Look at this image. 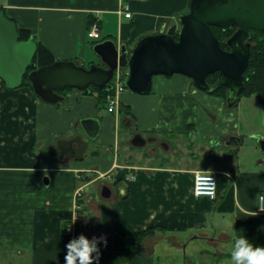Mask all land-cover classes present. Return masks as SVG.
I'll list each match as a JSON object with an SVG mask.
<instances>
[{"label": "crops", "instance_id": "0c3cea01", "mask_svg": "<svg viewBox=\"0 0 264 264\" xmlns=\"http://www.w3.org/2000/svg\"><path fill=\"white\" fill-rule=\"evenodd\" d=\"M188 3L3 0L2 9L19 29L27 30L37 43L47 47L56 61L69 60L89 67L87 62L94 63L95 57L101 64L93 50L95 43L87 37L91 19L99 23L103 40H114L132 50L146 36L163 30L169 34L170 25L181 13L188 12ZM125 5L130 7L131 18L122 12ZM107 26L111 28L109 33ZM180 27L176 23L173 30ZM162 81L164 86L156 93L157 105L147 111L149 120L135 110L134 96L120 93L117 100L122 106H132L139 123L135 131L172 138L170 148L156 154L162 155L159 159L163 162H153L155 155L146 147V159L137 163L132 156L134 150L145 147L130 143L132 155L125 159L124 168H118L125 152L117 150L121 118L109 112L100 115L96 96H82L83 92L76 90L63 95V104L50 105L31 88L9 90L0 80V264H64L67 242L81 234L90 240L106 237L107 246L100 244L99 264H234L231 252L235 236L243 235L254 246H264V215L257 211L258 196L264 193V156L259 143L254 138L252 168L244 167L242 159L234 156H239L244 139L231 124H226L228 130H220L218 119L208 110V121L214 127L203 124L201 133L208 144L198 142L194 95L199 89L189 85L191 80L184 76ZM207 95L202 96L210 98ZM153 96L142 102L150 106ZM209 103L218 108V104ZM153 114L156 119L152 123ZM85 117L98 118L102 123L100 137L89 142L87 151L101 148L106 155L94 156L92 152L83 160L63 164L65 157L56 153L57 143L77 136L86 139L79 124ZM233 137L240 143L227 144ZM217 140L220 145L213 146ZM198 150L209 158L208 162L190 165L187 160ZM53 156H62L61 163ZM202 172L217 177L215 199L194 194L195 175ZM104 176L120 180L116 186L100 184V197L104 186L111 190L109 206L84 191ZM78 195H82V210H78ZM150 229L154 230L152 235L143 236ZM165 243L172 251L161 249ZM190 248L191 255L182 254Z\"/></svg>", "mask_w": 264, "mask_h": 264}, {"label": "water", "instance_id": "95a60500", "mask_svg": "<svg viewBox=\"0 0 264 264\" xmlns=\"http://www.w3.org/2000/svg\"><path fill=\"white\" fill-rule=\"evenodd\" d=\"M178 21L181 27L177 39L163 30L142 38L132 50L110 39L96 43L93 50L101 64L85 67L74 61L58 60L35 68L33 61L38 43L33 36L21 40L16 22L0 8V80L7 89L16 90L27 76L38 98L57 105L65 100L61 94L64 91L78 90L89 95L91 88L112 90V80L122 70H127V77L121 74L119 78H127V88L141 96L152 92L154 76L180 74L192 79L201 91L212 92L221 86L227 87L228 108H233L245 88L244 73L249 67L252 47L249 42L251 31H264V0H191L189 11L180 14ZM234 26L237 30L227 40L230 50H225L212 27L229 30ZM30 68L33 70L29 71ZM215 73L219 74L218 82L211 85L207 78ZM119 113L122 114V109ZM79 124L86 139L77 136L57 143L56 153L65 157L63 164L72 159L83 160L89 142H95L102 132L98 118L85 117ZM127 129V125L120 127L121 131ZM257 142L264 156V139ZM145 143L141 135L132 141L136 147ZM215 143L219 141L213 142V146ZM231 143L239 144L240 139L233 137L227 142ZM111 194L110 188L104 186L102 197L109 199Z\"/></svg>", "mask_w": 264, "mask_h": 264}, {"label": "rangeland", "instance_id": "374dc122", "mask_svg": "<svg viewBox=\"0 0 264 264\" xmlns=\"http://www.w3.org/2000/svg\"><path fill=\"white\" fill-rule=\"evenodd\" d=\"M189 4H190V0H189V3L187 5V7H186V10H188V11H189ZM178 22L179 21H174L170 25L169 32L172 29H174V26H175L176 23L179 26ZM105 30L108 33L111 32L110 26H107L105 28ZM102 37H104V34H102ZM223 40L227 41V39H223ZM88 41L91 42L92 40L88 38ZM95 59H96L95 62L94 63L91 62V64H97V62H98L97 61L98 60L97 57H95ZM88 63H90V62H87V64H86L87 66L91 65V64H88ZM122 73H127V72L126 71H122ZM173 76L183 77V75H180V74H174L172 76H164V75L154 76V78H153V92H151L149 95H145V96L137 95V94H134L132 91H130L127 88L124 91H122V92L119 91V92L120 93L127 92V94L131 95V98H132V96H134L133 100H132V104L136 107L135 110L139 113V115H144L143 117H145V120H149L148 119L149 116H148L147 111L150 109V107H152L154 105H157V103H156V101H157L156 93H158L160 87L164 86L163 85V81H162L163 78H169V77H173ZM184 77L188 79V77H186V76H184ZM126 80H127V78L124 80L125 83H126ZM112 83L113 84L115 83V79L112 80ZM189 85H192V83L190 82ZM194 88H196V87L194 86ZM73 91H76V90H69L68 92H73ZM77 92H81V91L77 90ZM224 92L226 94L227 93V89ZM81 94H83L82 96H92L90 94L89 95H86L84 93H81ZM153 94H154V96L150 98V102H151L150 106H148L149 102L145 103V100H144V102H142L143 98L149 97V96H151ZM203 94H205V95L208 94L207 96H210V98L209 97H203L202 96ZM194 96H196L195 100H196V103L198 105V107L196 108V115H197L196 116L197 141L201 142V143L205 142V143L208 144V140H206L204 135L201 133V130L203 128V124H204L205 127H207L208 126L207 124L209 123L208 118L210 117V115L207 112V110H208V111H210L211 115L213 114L214 119L215 118L218 119L217 123H218V128L220 130H224V129L228 130V128H230V126H231L232 130L235 133H237L238 135H240V137H242V139H244V144L242 145V148L240 149V152L238 153L239 156L236 157L237 154L234 155V156H235V158H241L242 159L241 162L243 163L244 167L247 166L248 168L249 167L252 168V162H253L254 155L256 156V153L253 151L254 150V146L256 145V141L254 139V135L253 134L254 133L264 134V107L262 105V102H261V99L259 98V96L256 95V94H253V95H244V94H242L240 101L233 108H228L227 97L225 99L224 96H216V95H212V94L208 93L207 91H199V90L197 91L196 95H194ZM117 99L119 100V97ZM130 99H129V101H131ZM107 100H108V98H107ZM209 102H213L214 105L218 104V106H217L218 108L215 109L216 107H213L212 105H210ZM63 103H64V101L60 102L59 104H63ZM97 107L99 109L98 111L100 112V115H107L108 114L107 103H102V102L97 101ZM182 107H183V103H180V108H182ZM154 116H155L154 114L150 115V117H152V118ZM152 118H150V121H152V123H153L156 118H153V119ZM225 118L227 119L226 120L227 122L223 123L221 120H223ZM210 123H209V126L210 127H214ZM226 124L227 125L231 124V125L227 126ZM120 133H121V135L118 136L117 150L118 151L121 150L122 153L124 151L125 152H124V156H123L124 158L122 159V162L119 164L120 167L118 166V168H121V167L124 168L125 159L127 158V156L129 157V155L134 150L133 147L130 149V145H131L130 144V138H131V136L133 134V130H129L128 132L122 130ZM159 137L163 138L160 135H159ZM166 138L169 139L171 137L170 136H166ZM169 142L171 143L172 141H169ZM177 143H178V141H177ZM182 144H183V142H179V145H182ZM209 146L211 148H213L211 143H210ZM235 148H237V147H235ZM145 150H146V147L141 149V151L134 150L135 153H136L135 155L131 154L133 156V158H135L137 163L141 164L146 159V158L143 157V155L146 153ZM121 151H120V153H121ZM92 152L94 153V156H97V155H100V156L103 155L104 156V155H106L105 149L99 148L98 150H96V149H93V147H92L89 151H87L85 156L88 157L89 154H91ZM159 152H161V150ZM108 155L113 156V153H110ZM160 156H162V155H159V156L155 155L154 158H156L157 160L155 159L153 162H156V163H160L161 162L162 163L163 161L159 159ZM60 158H62V156L61 157H54V159L57 160L58 164L61 163L59 161ZM190 158H191V160H187L186 159L187 162L190 165L193 164L195 166H198L199 164L202 165V163L208 162V159H209L207 156H205V154L203 155V153L200 150H198L197 152H194L193 155L190 156ZM156 163H154V164H156ZM91 174H93V176L96 175V173H92V172H91ZM130 177H132V174L129 176V179H131ZM100 179L103 180V181L100 180L99 182H96V183H94V184H92L90 186L88 185L84 189V191L86 192L87 195H91V196L94 195L96 197L97 201H99L100 203H102L104 205L107 204L109 206V204L111 202L108 201V199L104 200V199H102V197H100V194H101V189L99 188L100 184H113L114 186H116L117 183L119 184L120 180L117 181L116 179H114V177H113V179H110L107 176L101 177ZM81 194L83 195V192ZM82 195H78V197H77V205H80V202H82L81 201L82 200ZM201 246L204 247L203 245H201ZM165 247L167 248L166 251L172 249V248L169 247V245L167 246L166 243L161 246V249H164ZM191 251H193L191 248L190 249H186V250L182 251V254L184 255L185 253H187V255L189 256V255H191Z\"/></svg>", "mask_w": 264, "mask_h": 264}, {"label": "trees", "instance_id": "16d2710c", "mask_svg": "<svg viewBox=\"0 0 264 264\" xmlns=\"http://www.w3.org/2000/svg\"><path fill=\"white\" fill-rule=\"evenodd\" d=\"M191 2V0H190ZM190 5V4H189ZM95 23L93 19L90 20V27L91 25ZM89 27V29H90ZM214 34L220 41L223 49L230 50L229 46L227 45V41H224L223 39H229L231 38L234 33L237 30V26H234L233 28L229 30H223L219 27H212ZM21 40H27L32 35L27 30L19 29ZM178 32L179 30H171L169 32L170 35H172L175 39L178 38ZM249 42L252 44L251 52H250V62L249 67L247 71L244 73V84L245 88L242 94L244 95H253L256 94L261 99L262 105L264 107V31H251V38ZM36 64L35 68L50 65L54 62H56V59L54 58L51 51L45 47L43 44L38 42V51L33 61ZM33 70V68H30L29 71ZM126 71L127 70H122ZM127 77V73H123ZM218 73H215L213 75L208 76L207 80L212 83L211 85H215L218 82ZM125 79H123V83L125 85V88H127L126 83L124 82ZM113 84V83H112ZM21 87H29L32 89L31 84L28 80V77L25 76L23 85ZM128 89V88H127ZM227 87L221 86L217 88L216 90L212 92H208L212 95L216 96H224L225 99L227 97V93L225 94V90ZM69 91V90H68ZM68 91H64L61 94L66 95ZM115 94V89H112L110 91L104 90L99 91L97 89L91 88L90 95L96 96L99 102L107 103V98L111 95ZM58 105V104H57ZM81 203V202H80ZM154 232L153 229H150L149 231L143 233V236L152 235ZM141 236V235H140Z\"/></svg>", "mask_w": 264, "mask_h": 264}, {"label": "clouds", "instance_id": "9594fccd", "mask_svg": "<svg viewBox=\"0 0 264 264\" xmlns=\"http://www.w3.org/2000/svg\"><path fill=\"white\" fill-rule=\"evenodd\" d=\"M254 138L259 141L264 139V134L254 133ZM212 179V177H207ZM107 246L104 236L93 237L91 240L81 234L79 238H73L66 244L67 252L64 264H99L100 244ZM95 253V255H93ZM231 259L234 264H264V246L255 245L245 236L234 237Z\"/></svg>", "mask_w": 264, "mask_h": 264}, {"label": "built area", "instance_id": "2783aa9c", "mask_svg": "<svg viewBox=\"0 0 264 264\" xmlns=\"http://www.w3.org/2000/svg\"><path fill=\"white\" fill-rule=\"evenodd\" d=\"M3 7V0H0V8ZM122 12L126 18H131L132 13L130 11L129 5L122 7ZM87 37L92 40L93 43H98L103 41L101 29L98 22H95L91 25L88 30ZM123 74L122 71L118 72V77L115 78L114 88L115 94L108 97V112L112 113L118 107L117 96L120 93L119 91H124L125 85L119 76ZM207 177H212V179H207ZM128 180V179H127ZM218 182L217 177L213 173H197L194 179V194L197 198H209L215 199L217 197L218 191ZM79 210H82L81 205L78 206ZM258 213L264 215V193L258 196ZM81 217L77 216L76 220L80 221Z\"/></svg>", "mask_w": 264, "mask_h": 264}, {"label": "flooded vegetation", "instance_id": "af4514ba", "mask_svg": "<svg viewBox=\"0 0 264 264\" xmlns=\"http://www.w3.org/2000/svg\"><path fill=\"white\" fill-rule=\"evenodd\" d=\"M218 77H219V75H218ZM190 80H191L192 86H195L192 79H190ZM207 82L209 84H212L208 80H207ZM228 91H229V89L227 88V93H228ZM121 109H122V114L120 115L119 112ZM112 113L118 114V116L121 117L120 123H119L120 127L127 125L128 126L127 131L133 130V134L130 138L131 144H132L133 139L137 135H141L146 141L145 145L142 147H149V151L154 155H156L159 152V150H162V149L168 150L170 148L169 141L172 140V138L163 139V138H160L156 134H153V133L149 134L147 136H144L139 132V129L137 131H135V129L138 128L139 123H138L137 117H136V115L132 109V106L130 104L128 106H122L121 104H118L117 109L114 110ZM227 142H229V141H227ZM219 145H220V143H219Z\"/></svg>", "mask_w": 264, "mask_h": 264}]
</instances>
